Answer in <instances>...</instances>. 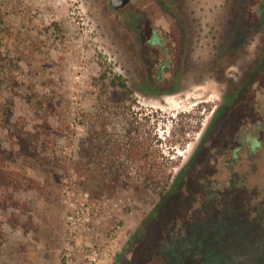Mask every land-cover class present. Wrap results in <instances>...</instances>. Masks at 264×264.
I'll return each mask as SVG.
<instances>
[{"label": "rangeland", "instance_id": "rangeland-1", "mask_svg": "<svg viewBox=\"0 0 264 264\" xmlns=\"http://www.w3.org/2000/svg\"><path fill=\"white\" fill-rule=\"evenodd\" d=\"M151 29L160 44L149 43ZM181 40L200 50L202 70L175 80ZM216 47L218 65L233 60L226 77L210 69ZM150 70L160 78H141ZM113 74L123 89L109 86ZM173 80L176 90L161 101L132 88ZM261 85L264 0H128L118 8L110 0H0V110L41 135L36 157L18 156L0 113V173L20 178L17 189H2L18 201L0 209V264H264V197L228 189L218 202L207 195L217 176L194 171L199 140L215 143L221 133L252 143L263 125L257 112L237 127L230 114L217 131L212 109L232 88L247 90L251 105ZM134 110L150 116L133 124ZM98 115L101 153L137 182L157 174L163 193L91 190L79 163ZM133 128L138 151L120 157L118 138ZM259 162L264 174V149Z\"/></svg>", "mask_w": 264, "mask_h": 264}, {"label": "flooded vegetation", "instance_id": "flooded-vegetation-1", "mask_svg": "<svg viewBox=\"0 0 264 264\" xmlns=\"http://www.w3.org/2000/svg\"><path fill=\"white\" fill-rule=\"evenodd\" d=\"M151 32V39L149 43L152 44H160V36L155 32L154 29L150 30ZM180 43H183L181 46V51L179 50V54L181 53L182 57L185 60L181 61L178 67L175 68V70L172 72L171 76H174L175 80L184 78V77H196L201 73L202 67L198 64L196 58L198 57L197 54L200 52V50H197V48L194 46L193 41L189 40H181ZM136 46V45H135ZM136 54L137 47L135 49ZM206 52V51H205ZM220 52L218 47L215 48V56L211 60V71L213 73L226 77L228 76V73L226 70L229 68L227 65L228 62L230 63L233 60H229L228 62H223L220 65H218L217 60V54ZM187 57V58H186ZM179 62V61H177ZM227 65V66H226ZM166 68V65H162V67ZM152 70V69H151ZM148 71V73H142L141 72V78H146V76H150L153 80L160 78V74H154L152 71ZM255 70L253 69L254 72ZM119 83H122V77L121 75H118ZM119 84V86H120ZM147 84V83H146ZM177 83L174 82V80L171 82L170 86L167 87V85H164V83L161 84H154V86H151L149 90L145 89L142 86H137L136 83H133L132 87L134 89L135 94L140 95L142 97H149L151 94H156L154 98H157L159 101L165 100L163 97L164 92H173L176 90ZM258 89V98L253 102L251 105H249V101L245 100L246 98H249L250 95L249 92L242 91L239 88L231 89L228 91V95L226 98L221 96L220 103H218L213 110V118L211 122L212 127H217L220 124H223L224 120L232 114V117L239 116V122L236 124L235 127L238 126L240 122H243L244 119L250 118V112L258 113L257 117L258 120L263 122V125H257V133L254 135L252 143L248 144V138L246 141L244 140H233L228 139L226 136L224 138V134L219 133L220 140L213 143H204L202 140L198 141L197 146L194 149V152L197 153L201 152L202 149L204 150L203 156L199 158V161L197 162V165L194 168V171H198L201 176L204 175H211L213 177L217 176V179L215 178V185H211L210 189L207 188V190H211L212 192L207 191V195H214L218 202L221 200L219 199L222 196L221 192H224L229 189V191L233 190H239V189H248L252 190L255 194L252 196L254 197L255 201H260L261 198L264 197V174L263 170L260 168V153L262 149H264V86L261 85L260 87H257ZM121 90V89H120ZM151 97V96H150ZM140 100L139 99H132L133 107L140 109L143 108L142 105L137 104ZM262 106V107H261ZM257 107V109L255 108ZM222 108V110H221ZM132 111L131 117H132V123H139V118H142L141 115L145 114V118L150 116L147 111ZM154 115L151 113V116ZM257 121H252V123H255ZM133 123V124H134ZM136 126V125H135ZM253 129V128H252ZM254 130V129H253ZM136 131L135 128L132 129V133ZM124 135H120L118 138V142L116 143V150L118 151L120 157H124L125 154L130 150L131 148L138 149V142L134 141V137H128L126 135V129L124 130ZM215 137V135L213 134ZM217 136V135H216ZM129 138V139H127ZM202 139V138H201ZM212 139V138H211ZM213 140V139H212ZM211 140V141H212ZM232 140V141H231ZM231 141V142H230ZM129 146V148H128ZM132 146V147H130ZM255 147L257 148V152H255ZM200 149V150H198ZM212 151V153H210ZM256 153V154H255ZM245 156V158H244ZM223 165L226 166V171L222 168ZM209 166H211L209 168ZM225 171V172H224ZM257 174L258 178L255 180L253 179V175ZM251 180V181H250ZM251 184H250V183ZM207 187V186H206ZM222 203V202H221Z\"/></svg>", "mask_w": 264, "mask_h": 264}, {"label": "trees", "instance_id": "trees-1", "mask_svg": "<svg viewBox=\"0 0 264 264\" xmlns=\"http://www.w3.org/2000/svg\"><path fill=\"white\" fill-rule=\"evenodd\" d=\"M36 47H38V45H36ZM5 63L6 61L4 62V64ZM1 67L4 68V65H2ZM116 79H118V75L113 74L112 76H110L109 86L115 88L118 85L120 89H123L124 83L122 82L120 84ZM0 113L2 116L1 120L3 121L1 122L7 126L9 135L14 143V147H16L18 156L23 158L36 157L39 154L37 145L41 135L37 132L31 133L29 131H26L23 128V124L20 123L19 120L12 122L10 117H7V113L3 108L0 110ZM97 121H99V115L94 119L92 131L93 135L88 137L82 144L83 152L82 158L79 163L80 172L85 175L88 184L91 185V190L100 192L99 190L101 189L114 190L117 186L129 185L134 186L136 189L157 188V190H159L158 192L161 191L163 193L165 184L161 183L162 181L159 179L157 174L146 172L142 175V179L137 182L136 180H133L131 175H128L125 172L124 167L121 165V161L118 158L116 159L110 154L103 155L101 153V144L98 137L100 132L97 130L99 123ZM130 132L131 131L126 132V135H128L129 137L131 134ZM137 151L138 149L131 148V151L129 150L126 156L130 158V156H132L134 153H137ZM6 168V164L2 163L0 149V169L6 171ZM5 173H0V209H6L9 205H16L18 201V199H16L13 194L6 193V190L2 193V189L3 187L7 189L8 185H12L14 189H17L18 184L20 183V178H18L11 172ZM159 187H162V189H160ZM1 236L2 233L0 231V237Z\"/></svg>", "mask_w": 264, "mask_h": 264}, {"label": "water", "instance_id": "water-1", "mask_svg": "<svg viewBox=\"0 0 264 264\" xmlns=\"http://www.w3.org/2000/svg\"><path fill=\"white\" fill-rule=\"evenodd\" d=\"M128 0H110V4L115 7L118 8L119 6L124 5L125 3H127Z\"/></svg>", "mask_w": 264, "mask_h": 264}]
</instances>
